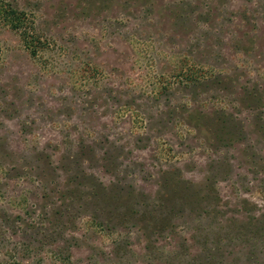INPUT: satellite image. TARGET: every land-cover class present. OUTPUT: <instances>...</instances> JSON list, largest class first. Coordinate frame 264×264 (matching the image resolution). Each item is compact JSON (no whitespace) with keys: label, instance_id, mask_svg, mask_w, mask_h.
<instances>
[{"label":"rangeland","instance_id":"1","mask_svg":"<svg viewBox=\"0 0 264 264\" xmlns=\"http://www.w3.org/2000/svg\"><path fill=\"white\" fill-rule=\"evenodd\" d=\"M0 264H264V0H0Z\"/></svg>","mask_w":264,"mask_h":264}]
</instances>
